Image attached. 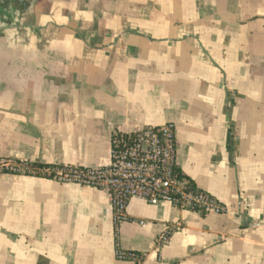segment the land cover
<instances>
[{
  "label": "crops",
  "instance_id": "obj_1",
  "mask_svg": "<svg viewBox=\"0 0 264 264\" xmlns=\"http://www.w3.org/2000/svg\"><path fill=\"white\" fill-rule=\"evenodd\" d=\"M164 125L220 214L132 199L115 228L106 192L0 174V264H264V0H0V160L105 168Z\"/></svg>",
  "mask_w": 264,
  "mask_h": 264
},
{
  "label": "built area",
  "instance_id": "obj_2",
  "mask_svg": "<svg viewBox=\"0 0 264 264\" xmlns=\"http://www.w3.org/2000/svg\"><path fill=\"white\" fill-rule=\"evenodd\" d=\"M176 143L171 125L146 128L140 132L113 134L111 163L105 168L60 166L46 170L60 183L74 184L106 192L109 196L115 228L126 220L130 200L141 199L151 205L167 202L177 210L220 214V204L207 193L190 189L176 174ZM10 171L24 174L26 168L8 160H0V174ZM158 249L168 242L167 234L156 239ZM118 260L140 258L116 250Z\"/></svg>",
  "mask_w": 264,
  "mask_h": 264
},
{
  "label": "trees",
  "instance_id": "obj_3",
  "mask_svg": "<svg viewBox=\"0 0 264 264\" xmlns=\"http://www.w3.org/2000/svg\"><path fill=\"white\" fill-rule=\"evenodd\" d=\"M28 168H26V172L24 174L27 175H35V176H41V177H47V178H52V174H48L46 172V170H53L55 168L58 167H49V166H42V165H31V166H27ZM13 174L10 171H5L3 174ZM176 174L177 177L179 179H181L182 181L185 182V184L190 188V189H195L196 187L194 186V184L185 176H183L182 174H180V172L176 169ZM137 257H139L138 255H136ZM140 258V257H139Z\"/></svg>",
  "mask_w": 264,
  "mask_h": 264
}]
</instances>
